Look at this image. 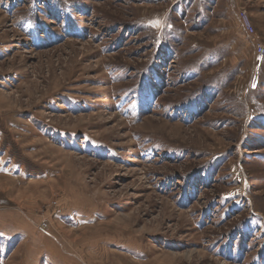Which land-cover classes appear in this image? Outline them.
Here are the masks:
<instances>
[{
    "label": "rangeland",
    "instance_id": "1",
    "mask_svg": "<svg viewBox=\"0 0 264 264\" xmlns=\"http://www.w3.org/2000/svg\"><path fill=\"white\" fill-rule=\"evenodd\" d=\"M259 44L264 0H0V264L27 228L79 264H264Z\"/></svg>",
    "mask_w": 264,
    "mask_h": 264
},
{
    "label": "crops",
    "instance_id": "2",
    "mask_svg": "<svg viewBox=\"0 0 264 264\" xmlns=\"http://www.w3.org/2000/svg\"><path fill=\"white\" fill-rule=\"evenodd\" d=\"M26 230L29 233L27 238L18 241L15 247H12L7 260L17 259V256H20L18 264H79L76 260L63 255L60 244L64 243V240L57 228V231L48 230L50 236L37 234L35 230L29 228Z\"/></svg>",
    "mask_w": 264,
    "mask_h": 264
},
{
    "label": "built area",
    "instance_id": "3",
    "mask_svg": "<svg viewBox=\"0 0 264 264\" xmlns=\"http://www.w3.org/2000/svg\"><path fill=\"white\" fill-rule=\"evenodd\" d=\"M240 20H241L243 29L253 35L255 33V29L247 13L240 12ZM256 53L258 56L264 57V45L263 44H259L257 46Z\"/></svg>",
    "mask_w": 264,
    "mask_h": 264
},
{
    "label": "bare ground",
    "instance_id": "4",
    "mask_svg": "<svg viewBox=\"0 0 264 264\" xmlns=\"http://www.w3.org/2000/svg\"><path fill=\"white\" fill-rule=\"evenodd\" d=\"M48 233V231H46ZM49 234V233H48Z\"/></svg>",
    "mask_w": 264,
    "mask_h": 264
}]
</instances>
